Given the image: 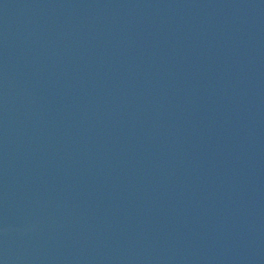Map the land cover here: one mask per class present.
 Listing matches in <instances>:
<instances>
[{
	"label": "water",
	"instance_id": "1",
	"mask_svg": "<svg viewBox=\"0 0 264 264\" xmlns=\"http://www.w3.org/2000/svg\"><path fill=\"white\" fill-rule=\"evenodd\" d=\"M0 264H264V0H0Z\"/></svg>",
	"mask_w": 264,
	"mask_h": 264
}]
</instances>
